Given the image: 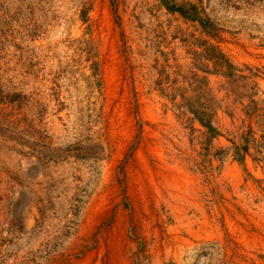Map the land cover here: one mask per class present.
Instances as JSON below:
<instances>
[{"label": "rangeland", "instance_id": "rangeland-1", "mask_svg": "<svg viewBox=\"0 0 264 264\" xmlns=\"http://www.w3.org/2000/svg\"><path fill=\"white\" fill-rule=\"evenodd\" d=\"M164 1L0 0V264H264V0Z\"/></svg>", "mask_w": 264, "mask_h": 264}, {"label": "trees", "instance_id": "trees-1", "mask_svg": "<svg viewBox=\"0 0 264 264\" xmlns=\"http://www.w3.org/2000/svg\"><path fill=\"white\" fill-rule=\"evenodd\" d=\"M165 2V7L169 10V11H173V12H179L182 16L193 20V21H197L201 26H205L207 29H212L211 26L206 25L207 20H205L204 18H202L197 9L195 8V6H192V8H189V10H184L183 7L180 5H176L175 3H169L166 0ZM207 115L206 114H202L201 117H199V121L205 126L207 127L208 131L213 130V127L211 126L210 122L207 121ZM235 156L238 159H241V155L239 154V149L236 147L235 148Z\"/></svg>", "mask_w": 264, "mask_h": 264}]
</instances>
